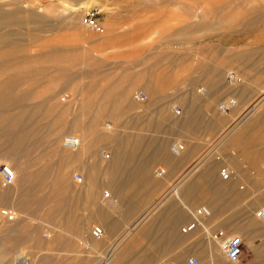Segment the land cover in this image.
<instances>
[{
	"label": "rangeland",
	"instance_id": "rangeland-1",
	"mask_svg": "<svg viewBox=\"0 0 264 264\" xmlns=\"http://www.w3.org/2000/svg\"><path fill=\"white\" fill-rule=\"evenodd\" d=\"M101 4H84L85 8L77 12H66L63 0H0L3 11L10 13V27L14 30L10 34V40L0 45V125L4 124L7 128L5 124L10 125V121L15 119L20 122L18 127L26 125L36 131V134L21 138L14 152L10 151L7 138L3 135L0 137V165L9 164L16 168L20 171L19 177L28 171L34 181L33 188L30 189L33 194L30 199L25 198V195L11 194L3 197L0 194V206L12 208L19 215L14 222L5 219L6 226L12 228L18 224L16 222H22L19 231L0 235V242L7 244L12 258L22 249L29 254L32 264H94L99 253L106 247L95 244L100 240L92 237L91 230L94 225L101 224L90 218L96 211L93 204H103L105 190L109 188L105 187L101 200H98L91 186L87 191L83 183L75 181L76 173L83 171L47 150L51 146L50 139L56 133L59 134L62 147L63 136L80 133L77 128L84 125L80 126L78 122H89L98 109L104 112L98 125L104 130L107 129L104 127L107 124L113 128L135 127L137 121L133 113L149 111L148 115L154 118L158 117L154 111L157 109L159 114H164L165 111L176 114L178 123L174 126L175 137L172 136L169 141L171 149L175 140L186 139L187 133H184L180 122L189 110L194 111L206 103V108L202 106L206 110L203 114H206L208 120L212 117V123L220 122L221 116L229 115L219 111V102L227 97H234L240 102L239 97L227 93L226 89L234 87L233 89L241 91V87L247 85L250 91L248 99L251 100L260 95L262 97L264 93V0H118L117 4L114 3L117 10L122 7L143 10V16H137L130 24L124 21L121 30L142 32L141 35L152 33L153 38L147 42L150 43L148 47L123 46L117 49L101 44L99 38L108 31L103 22V32H96L83 22L84 13L93 7L102 11ZM151 51L152 60L157 59L159 77L167 85L156 96H151L146 88L139 87L133 91L130 99L137 108L128 107V114L118 120L106 117L109 115L105 105L107 99H94L99 93L102 97L104 95L101 92L105 85L104 78L108 81L112 75L120 76L123 68L129 66L125 63L127 59L144 60L147 59L148 52L147 60H151ZM235 52L238 54V61L231 64L229 56ZM204 64L213 68L222 66L227 84L221 79H213L212 84H200L199 70L200 65ZM141 67L143 65L137 69ZM232 70L238 74L237 84H231L227 80V74ZM202 86H207L210 92L216 93L207 101L202 99V104L194 103L192 91L195 89L203 98L196 89ZM139 90L148 93L146 101L137 102L134 99V94ZM64 93H70L71 99L63 100ZM89 95L88 106L85 103V107L81 108V103ZM10 96L17 99H10ZM251 100L244 105L247 106ZM175 107L179 108V114ZM82 110L86 112L82 118L74 119V115L83 113ZM164 122L166 123L165 120ZM169 126L167 122L163 127ZM223 129L211 131L202 148V151H209L208 155L211 154L212 159L222 162L218 165V174L223 167L228 166L222 159L217 158L219 154L222 155L220 150L214 153L213 145L208 147ZM32 138L35 140L31 141ZM36 138L40 139L42 146L34 147V142H39ZM46 140L50 142L46 144ZM103 150L110 154L111 151L106 147L99 148L100 158L106 160L101 154ZM40 152L43 154L40 155ZM54 180L58 184H54ZM1 184L9 188L13 186L4 184L0 178ZM239 185L245 187L242 190H250L249 198L254 197L253 201L264 194V180L261 184ZM52 191H55L54 195ZM71 193L76 194L73 202L70 200ZM206 202L200 201L192 205L191 209L206 205ZM218 203L222 201L215 200V205ZM251 203L252 200L248 198L240 200L238 204L230 206L224 215L228 214L242 228L253 219L264 227L256 214L264 204ZM70 209L73 221L78 222L73 235L69 224ZM216 222L218 220H214ZM224 226L231 229L230 225ZM224 226L218 223L213 230ZM207 234L210 237V232ZM229 235L241 234L231 229ZM241 236L245 240V246L244 254L238 262L228 261L218 244L212 246L216 243L211 238L204 241L206 247L203 252L195 249L186 253L182 260L173 254H166L162 242L151 246L149 238L143 239L136 251L138 250L140 260L141 256L144 259H149L152 255L160 256L159 261L154 264H165L169 260L177 264H188L187 259L192 256L200 259L199 264H255L264 254V231H254V234L248 231ZM72 237L76 240L73 246Z\"/></svg>",
	"mask_w": 264,
	"mask_h": 264
},
{
	"label": "crops",
	"instance_id": "crops-1",
	"mask_svg": "<svg viewBox=\"0 0 264 264\" xmlns=\"http://www.w3.org/2000/svg\"><path fill=\"white\" fill-rule=\"evenodd\" d=\"M63 1L66 12H77L85 8L84 4L102 3L100 13L102 12L103 16L99 17L103 20L101 22L107 26L108 31L99 40H101V44H107L110 49L123 46L148 47L150 45L147 42L153 38L152 33L141 35L142 32L121 30L124 21L127 22L126 24H130L137 19V16H143L141 8L137 10L134 7H122V9L117 10L114 8V3L117 4L118 0ZM143 41H146V43L143 44ZM150 53L151 60H147L148 52L147 59H127L125 63L129 66L123 68V73L120 76L114 77L115 75H112L108 78V81L104 78L105 85H103L104 89L101 91L104 95L102 97L99 93L94 99H107L105 105L109 115L106 117L118 120L123 115L128 114L126 109L133 102L127 100L120 104L119 99H132L133 91L139 87L146 88L151 96H156L167 85L163 80L161 81L157 59L153 61L152 51ZM229 58L230 63L237 62V52L231 53ZM142 65L141 69H137L138 66ZM223 69L222 66L213 68L207 64L200 65L198 81L200 84H212L213 79L219 81L221 79L227 84ZM204 87L206 95L203 98L207 101L214 96L216 91L210 92L211 90L207 86L199 88ZM245 87L247 85L241 87L245 93H241L240 89H233L234 87L226 89L227 93L239 97L240 102L237 100L235 110L233 109L228 113L229 117L221 116L220 122L215 121L214 123H212V117L208 120L206 114H203L206 110H203L202 106L206 108V103L204 105L201 101H198L200 98L196 97L195 89L192 91L195 97L194 103L197 102L202 105L194 111L189 110L180 122L182 129L185 131L184 133H187L186 139L183 141L188 146L182 157H175L170 149L169 141L175 134L174 126L178 121L176 114L171 111L159 114L156 109L154 111L157 112L158 117L154 118L148 115L149 111L142 114L133 113L137 123L132 128L117 127L109 130L100 127L91 128L90 121L93 118L87 123L78 122L80 126L84 125V127L77 128V131L84 134L85 137L83 151L76 152V157L72 159L59 158L65 162H70L73 167H79L83 171V173L77 172L76 174H80L82 179L85 178L83 183L91 186L98 200H101V193L105 190V187L113 192V195H111V191L105 190V193L110 192V196L105 194L104 206L93 204L96 211L90 219H95L99 224V216L103 217L106 226V228L103 227L105 229L104 235L108 243L120 237L123 231L130 227L129 225H135L143 218L145 219L142 227L136 230L137 233L136 231L132 233L133 237L128 239L129 241L125 240L122 241V244H120L121 242L118 243V249L114 255V259L118 264H154L159 261L160 256L157 257L156 255H152L149 259H144L141 256L140 260V255H137L138 250L136 251V249L145 238H149L151 246L162 242L166 254H173L179 260H182L186 253L195 251V249L203 252L204 247H206L204 241L209 238L207 230L211 232L209 228L213 229L218 223L223 226L230 225L232 230L241 235L248 231L252 234H254V231H264L261 223L254 219L242 228L235 224V220L228 214L224 215L230 206L236 205L240 200L247 198L252 200L251 205H255V203L264 204V194L256 197L253 201L254 197L249 198L250 190H242L245 187L239 185L241 183L261 184L264 180V99H261L259 103L255 104V107L248 111V106L255 99H248L250 91L248 87ZM249 100L251 101L245 106L244 104ZM244 106L245 108L242 109ZM85 113L74 115V119L80 120ZM160 120L163 122H160ZM167 122L170 126L163 127ZM210 124L213 126L208 127ZM222 128H224L222 132L208 148L213 145L216 151L220 150L222 152V155H219L228 168L231 169L233 175V178L229 181L222 179L220 171L218 174V165L222 162L212 159V155H208L209 151L207 149L202 151L207 141L206 136L211 131H220ZM159 129L161 130L159 131ZM161 135L163 138L160 139ZM57 136H59L58 133L54 137ZM54 137L50 139V149L54 148ZM33 140L35 138H32L31 141ZM36 140L42 146L40 139L36 138ZM50 141L46 140L45 143L47 144ZM101 147H106L111 151L106 160L100 158L99 148ZM50 149L47 148V150ZM94 150L96 151L94 152ZM159 164L166 170V174L163 176L156 174L155 166L158 167ZM75 196L76 194L71 193V202H73ZM215 200L222 201V203L215 205ZM200 201H207L206 205L209 208L212 205V208H210L212 216L205 219V223H202L205 227L199 226L193 231L184 232L183 227L189 225L192 221L190 213L194 210L191 209V206L198 204ZM72 216L70 209L69 224L70 232L73 235L78 222L73 221ZM146 216H148L149 223H146ZM214 220H218V223H214ZM221 229L230 234L231 229L228 226L221 227ZM197 231L199 232L197 233ZM204 234L205 236H203ZM194 236L195 238H193ZM74 241L76 240L72 237L71 246L74 245ZM215 243L212 246L217 245L216 241ZM129 248H132V250ZM126 251L128 254L125 253ZM123 256L124 258H121Z\"/></svg>",
	"mask_w": 264,
	"mask_h": 264
},
{
	"label": "bare ground",
	"instance_id": "bare-ground-1",
	"mask_svg": "<svg viewBox=\"0 0 264 264\" xmlns=\"http://www.w3.org/2000/svg\"><path fill=\"white\" fill-rule=\"evenodd\" d=\"M78 10V9H77ZM17 23H19V22H17ZM12 25V21H10V13H6V12H4L3 11V9H2V7L0 6V45H3V44H5L6 43V41H8V40H10V34H12V33H14V30H12L11 29V26ZM239 81H237L236 83H234V84H237ZM226 85V84H225ZM245 86V85H244ZM245 88H247V87H245ZM200 89V88H199ZM199 89H197L198 91V93H201V95H203V96H205L206 95V89H205V87L204 88H201L200 90ZM243 89V88H242ZM241 89V91H244V90H242ZM210 93V92H209ZM195 95H196V97L197 98H200V99H198V101H202V99H204V98H202L201 96H199L197 93H196V91H195ZM261 96V95H260ZM258 97L257 99H255L249 106H248V111H250L253 107H255V104H257V103H259V101L261 100V99H264V93L262 94V97ZM90 98V95L89 96H87V98L81 103V108H83V106L85 105V103H86V105L88 106V104H89V99ZM261 98V99H260ZM10 99H17V98H15V97H12V96H10ZM127 100H130V99H120L119 101H121L120 102V104H123L125 101H127ZM90 101H92V100H90ZM138 102V101H137ZM86 106V107H87ZM132 108H136L137 106H135V104H131L130 105ZM85 107V106H84ZM236 107V106H235ZM38 110V109H37ZM36 110V111H37ZM36 111H34V113L36 112ZM82 112H83V110H82ZM116 112V111H115ZM83 113H85V112H83ZM118 113V112H117ZM116 113V114H117ZM179 114V113H178ZM103 117H104V112L102 111V110H100V109H98L97 111H96V114H94V117L92 116V118H93V120L92 121H90V127L92 128H98L99 126L98 125H100V122L102 121V119H103ZM28 119H31V117L30 118H28ZM20 124V122H18V121H16L15 119H13L12 121H10V125H8V124H5V126L7 127V128H5L4 127V124H1L0 125V137L3 135V136H5L6 138H7V140H6V142H8L9 144H10V151L11 152H14V150H15V147H17L19 144H20V140H21V138H24V137H28V136H30V135H33V134H36L35 132V129H31V128H29V127H26V125L24 126H20V127H18V125ZM105 128H107L108 130L109 129H111V128H113L110 124H107L106 126H104ZM101 129H104V128H102L101 127ZM37 130V129H36ZM94 130V129H93ZM87 131V130H86ZM77 135H78V137H80V139H81V146L77 149V150H70V149H67V148H62L61 147V145H60V142L58 143V138H59V136H57V137H54L53 139H54V148H52L51 150H49L50 151V153H52L53 155H55L56 157L58 156V157H63V158H66V159H72L73 157H76V152H81V151H83V148L82 147H84V142H85V137H84V134H82V133H77ZM40 143L38 142H34V147H36V146H38V147H40V145H39ZM63 144V143H62ZM64 147V146H63ZM67 149V150H66ZM82 149V150H81ZM69 151H71V152H69ZM96 150H94V152H95ZM172 152V151H171ZM43 154V153H42ZM41 154V152H40V155H42ZM102 154V153H101ZM183 154H184V152L181 154V155H179V156H176L175 155V157H182L183 156ZM107 159V158H106ZM202 160V159H201ZM14 169V168H13ZM15 170V173H16V178H15V181H14V183H12V184H9V185H13L12 187H6V186H3V184H1L0 185V194H1V196H3V197H5V196H10L11 194L13 195V196H16V195H25V198H28V199H30V197L33 195L31 192H32V190H30V189H32L33 188V184H34V181L33 180H31V177H32V174H30V172H28V171H25L24 172V175H22V176H20L19 177V173H20V171H18L16 168L14 169ZM1 181H2V179H1ZM67 182H68V180H66ZM75 181H78V180H75ZM226 181V180H225ZM227 181H229V180H227ZM78 182H81V183H83V180L82 181H78ZM4 183V182H3ZM61 183V182H60ZM54 184H58V181L57 180H54ZM62 184V183H61ZM6 185H8V184H6ZM76 188H77V186L76 185H74ZM83 186H84V188L86 187V189H87V191H89V189L90 188H88V187H90L89 185H87V184H85V183H83ZM173 186V185H172ZM93 187V186H92ZM54 188H56V185L54 186ZM60 189V188H59ZM52 190H53V188H52ZM57 190V189H56ZM176 193H177V190L175 191ZM54 193H55V191H52V195H54ZM94 198H96V196H93ZM90 198V197H89ZM106 198V197H105ZM32 199V198H31ZM97 199V198H96ZM89 201V200H88ZM27 202V201H26ZM89 203V202H88ZM206 203H208V202H206ZM102 206H104V204H101ZM34 206V205H33ZM207 206V205H206ZM212 205H210V208H212L211 207ZM264 207V206H263ZM9 208V207H8ZM209 208V209H210ZM10 209H12V208H10ZM13 211H16V210H14V209H12ZM211 210V209H210ZM151 212V211H150ZM16 213H17V211H16ZM211 213H212V211H211ZM18 213H17V219H18ZM212 216V215H211ZM146 218V220H147V218H148V216H146L145 217ZM210 218V217H209ZM16 219V220H17ZM141 219V218H140ZM16 220H14V221H16ZM144 218L139 222V223H137V224H135V225H129L130 227H127V229L125 230V231H123V233L120 235V237H116L117 239L114 241H111V242H106V240H105V235L101 238L102 239V241H101V239H97V240H100V242L98 243V242H95V244L96 245H99V246H101V247H105V249L102 251V252H100L99 254V257H98V259L96 260V261H94V264H118V262L114 259V255H115V253H116V251H117V249H118V243H120V244H122V241H125V240H127V241H129L128 240V237H131L132 236V233L134 232V231H136V230H138V229H140L141 227H142V225H143V222H144ZM14 221H10V222H14ZM148 221V220H147ZM134 222H137V221H134ZM263 222V221H262ZM6 221H5V219L4 218H0V235H3V236H5V235H10V231H19V229H20V226H21V224H22V222L20 221V222H16V223H18V224H16L15 226H13L12 228H10V227H8V226H6ZM99 223L101 224V226H103L104 228H106V226H105V224H104V222H103V217L102 216H100L99 217ZM264 223V222H263ZM29 224V223H28ZM117 225V224H116ZM133 226V227H132ZM116 227V226H115ZM150 227V226H149ZM205 227V226H204ZM263 227V226H262ZM151 228V227H150ZM208 228V227H207ZM172 229V228H171ZM200 230H202V229H200ZM199 230V231H200ZM205 230H206V228H205ZM199 231H197V233L199 232ZM209 230H207V233H209L208 232ZM203 232V231H202ZM146 235V234H145ZM208 235V234H207ZM175 236V235H174ZM173 237V236H172ZM207 237V236H206ZM75 238H77V237H75ZM94 238V237H93ZM104 239V240H103ZM108 239V238H107ZM110 239V238H109ZM124 239V240H123ZM213 241V240H212ZM175 242V241H174ZM134 243H136V242H134ZM217 244L220 246V243H218L217 242ZM137 245V244H136ZM135 245V246H136ZM189 245H191V244H189ZM198 245V244H197ZM120 246V245H119ZM124 246V245H123ZM134 246V245H133ZM133 246H131L132 248H133ZM216 246V245H215ZM130 247V246H129ZM175 247V246H174ZM221 247V246H220ZM132 248H129V249H131L132 250ZM171 248V250H172V246L170 247ZM176 248V247H175ZM121 250H123V249H121ZM126 250H128V249H126ZM210 250V249H209ZM130 251V250H129ZM10 250H8V247H7V244L4 242V241H2V242H0V263L1 264H25V263H31L32 264V259H31V257L29 256V254L28 253H26L24 250H19L18 252H16V255H15V257H10ZM126 254H128V252L126 251L125 252ZM124 253V254H125ZM183 253H185V252H183ZM125 254V255H126ZM176 254H179V253H176ZM224 256V255H223ZM181 257H183V256H181ZM121 258H124V256L123 257H121ZM118 259H120V258H118ZM255 264H264V254L262 255V256H260V258H258L257 259V261H256V263Z\"/></svg>",
	"mask_w": 264,
	"mask_h": 264
},
{
	"label": "built area",
	"instance_id": "built-area-1",
	"mask_svg": "<svg viewBox=\"0 0 264 264\" xmlns=\"http://www.w3.org/2000/svg\"><path fill=\"white\" fill-rule=\"evenodd\" d=\"M100 11L97 8H91L84 13L83 22L85 26L96 31L103 32L104 28L100 21ZM227 80L229 83L233 84L239 81L238 74L235 70L228 72ZM63 100L71 99L70 93H64ZM134 99L139 102H144L148 99V93L144 90H139L134 94ZM238 101L234 97H227L221 100L218 104L219 111L223 113L231 112ZM176 112H180L179 108H174ZM63 146L70 150H77L81 146V139L77 135L67 134L62 138ZM187 149V144L181 140H175L171 145V151L174 155L179 156ZM214 153L216 150L214 149ZM109 152L106 150L102 151V157L108 158ZM218 159L221 157L218 155ZM156 174L159 176H163L166 174V170L162 166H158L156 168ZM220 175L223 180H230L232 178V173L228 167H223L220 170ZM0 178L4 182V184H12L15 181L16 173L13 167L9 164H1L0 165ZM75 179L78 181L82 180V176L80 174L75 175ZM106 196H110V192H106ZM192 216V221L189 225L183 227L184 232L193 231L199 226H203L205 223V219L211 217L212 213L208 206L201 205L193 212L190 213ZM257 216L261 221L264 222V207H261L256 212ZM0 218H4L7 221H14L17 219L16 211L8 207L0 206ZM203 221V222H202ZM211 229V228H210ZM214 229V228H213ZM210 231V237L213 241L220 242L221 251L224 257L230 262H238L244 254V246L245 240L240 235H229L224 229H216ZM105 234V229L100 225H94L91 230V235L95 239H101ZM188 264H199L200 259L196 256L189 257L187 259ZM165 264H177L174 261H167Z\"/></svg>",
	"mask_w": 264,
	"mask_h": 264
}]
</instances>
